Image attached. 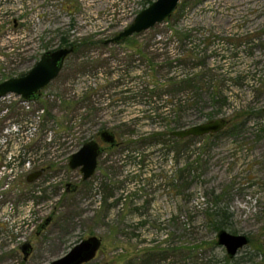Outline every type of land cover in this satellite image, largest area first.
<instances>
[{"label":"rangeland","instance_id":"374dc122","mask_svg":"<svg viewBox=\"0 0 264 264\" xmlns=\"http://www.w3.org/2000/svg\"><path fill=\"white\" fill-rule=\"evenodd\" d=\"M154 1L0 0V80L75 45L41 99L0 98V165L14 166L0 181V264H51L90 236L102 241L90 264H264V0H183L106 43ZM221 118L213 136L167 134ZM105 129L118 146L83 181L70 157ZM218 210L251 239L233 259L217 245Z\"/></svg>","mask_w":264,"mask_h":264},{"label":"water","instance_id":"95a60500","mask_svg":"<svg viewBox=\"0 0 264 264\" xmlns=\"http://www.w3.org/2000/svg\"><path fill=\"white\" fill-rule=\"evenodd\" d=\"M182 0H155L147 8L143 9L133 20V22L115 37L107 40V44H119L122 41L151 30L156 25L169 19L177 9ZM73 49L63 48L56 51L47 52L43 55L39 63L30 70L25 76L9 79L0 84V98L9 93L20 95L26 100H33L39 97V92L44 89L52 80L57 78L67 56ZM228 125L226 119H214L206 123L195 125L187 129H178L170 132V135L177 139H187L190 137L213 136L223 131ZM101 137L109 148H115L118 144L116 135L110 130H103ZM95 140L85 143L80 150L72 154L69 166L75 170L80 168L83 174V180L90 179L98 165V157L104 152ZM43 171H36L27 177V182L32 183L37 180ZM52 217L46 219L44 224L39 228L47 226ZM251 239L247 235H235L226 230L218 233L217 245L226 249L229 259L237 256L240 250L248 246ZM102 245L98 237H90L76 244L65 256L53 261L51 264H85L93 260L97 251ZM24 258L27 259L31 253V245L25 243L22 247Z\"/></svg>","mask_w":264,"mask_h":264},{"label":"flooded vegetation","instance_id":"af4514ba","mask_svg":"<svg viewBox=\"0 0 264 264\" xmlns=\"http://www.w3.org/2000/svg\"><path fill=\"white\" fill-rule=\"evenodd\" d=\"M18 22H19V21L16 20V19L12 22L13 25H14L15 31L17 32L16 34H18L19 31H20L19 23H18ZM115 36H116V35H115ZM115 36H114V37H115ZM110 39H111V38H110ZM66 44H67L66 46L60 47V48H58V49H63V48L73 49V51L67 56V58H68V57H69V56L75 51V47H74L75 45H74L73 43L69 42V41H66ZM58 49H56V50H58ZM56 50H52V51H56ZM52 51H46L45 53H47V52H52ZM45 53H44V54H45ZM44 54H43V55H44ZM43 55L41 56L40 60L42 59ZM21 58H22V57L18 54V52H16V58H15V59H13V57L11 56V59H12L13 61L16 62V66H19V65H20V62H21V60H22ZM67 58H66V60H67ZM40 60H38V61L34 64V66L32 67V69H33V68L39 63ZM66 60H65V61H66ZM64 65H65V63H64ZM64 65H63V68H64ZM63 68L61 69L59 75L61 74ZM32 69H30V70H32ZM30 70H29V71H30ZM29 71H28V72H29ZM28 72H27V73H28ZM27 73H25V74H21L20 76H6V77L2 78V80H0V84L3 83V82H5V81H7V80H9V79L19 78V77L25 76ZM59 75L57 76V78L59 77ZM55 79H56V78H55ZM55 79H54V80H55ZM52 81H53V80H52ZM52 81H51V82H52ZM51 82H50V83H51ZM50 83H49V84H50ZM49 84H48V85H49ZM48 85H47V86H48ZM47 86H46V87H47ZM46 87H45V88H46ZM45 88H44V89H45ZM42 90H43V89H42ZM42 90L39 92V97H38L37 99H33V100H39V99L42 98V97H41V96H42ZM9 94H12V93H9ZM9 94H6L5 96H3V97H1V98H4V99H5ZM13 94H15V93H13ZM18 96H20V95H18ZM20 98H22V101H23V102L32 101V100H26V99H24V98L21 97V96H20ZM107 130H108V129H107ZM102 131H103V130H102ZM102 131H100V132L97 134L96 138H94V139H90L89 141L95 140V141H96L101 147H103V148L105 149L104 152H103V153H105L107 150H110L111 148H109V145L106 144V143H104V141L102 140V137H101V132H102ZM111 132H112V131H111ZM113 133H114V132H113ZM114 134H115V133H114ZM99 140H100L103 144H106L107 147H104V146L101 144V142H100ZM89 141H87V142H89ZM87 142H86V143H87ZM84 144H85V143H84ZM117 146H118V144H117ZM117 146H116V147H117ZM81 148H82V147H81ZM81 148H80V149H81ZM112 149H113V148H112ZM103 153H102V154H103ZM102 154H101V155H102ZM101 155H100V156H101ZM100 156H99V157H100ZM99 157H98V161H99ZM0 160H1V158H0ZM69 162H70V161H69ZM69 167H70V166H69ZM97 168H98V165H97ZM78 169H80V168H78ZM3 170H5L7 173H9V174L11 175V174L13 173V171H12V164H10V163H6L5 166L0 165V181H1V179H2L3 177L8 176L9 179H8V181L5 183V186H8V184H9L8 182H9V180L11 179V178H10L11 176H9V174H5V172H3ZM46 170H47V168L44 167V166H42L41 168L32 171L31 173L36 172V171H43L42 175H41L37 180H35V181L32 182V183H36L37 181H39V180H40V179L46 174ZM72 170H73V169H72ZM80 172H81V169H80ZM96 172H97V169H96L94 175L96 174ZM31 173H29V174L26 176V181H27V177H28ZM81 173H82V172H81ZM94 175H93V176H94ZM93 176H92V177H93ZM92 177H91V178H92ZM91 178H90V179H91ZM82 179H83V174H82ZM88 180H89V179H88ZM83 181H86V180H83ZM32 183H29V184H32ZM68 187H72V185H68ZM45 221H46V220H45ZM45 221H44V222H45ZM51 222H52V218H51L50 223H51ZM50 223H49L47 226H45L43 229H46V228L50 225ZM43 224H44V223H42V224L39 226V228H41V226H42ZM43 229H41V230H43ZM38 230H39V229H38ZM90 237H93V236H90ZM90 237H88V238H90ZM95 237H96V236H95ZM88 238H87V239H88ZM84 240H86V239H84ZM81 241H83V240H81ZM81 241H80V242H81ZM27 243H29V242H27ZM78 243H79V242H78ZM78 243H76V244H78ZM24 244H25V243H24ZM24 244H23V245H24ZM29 244H30V243H29ZM76 244H75V245H76ZM23 245H21V247H20L21 251H22V247H23ZM30 245H31V244H30ZM75 245H74V246H75ZM101 246H102V245H101ZM100 249H101V247H100L99 250L97 251L96 256H97L98 252L100 251ZM31 251H32V246H31ZM240 251H241V250H240ZM96 256H95V258H96ZM95 258H94V259H95ZM94 259H93V260H94ZM93 260H91L90 262L85 263V264H90Z\"/></svg>","mask_w":264,"mask_h":264},{"label":"trees","instance_id":"16d2710c","mask_svg":"<svg viewBox=\"0 0 264 264\" xmlns=\"http://www.w3.org/2000/svg\"><path fill=\"white\" fill-rule=\"evenodd\" d=\"M183 1V0H182ZM153 2H149V5H151ZM175 12V11H174ZM169 20V19H168ZM179 36V35H178ZM131 38H129V40H130ZM66 41L67 40H65V39H63L62 40V46L61 47H63V46H66L67 44H66ZM88 43V42H87ZM87 43H84V44H87ZM100 44H102L101 42H100ZM106 44V43H105ZM133 44H135V42L134 41H132V45ZM81 46H83V45H81ZM81 46H79V48L81 47ZM75 47V46H74ZM168 135L170 134V133H167ZM164 135H166V134H164ZM162 133H156V134H153L152 135V137L151 138H154V139H158V138H160L161 136H164ZM172 140H175V141H182V140H184V139H177V138H171ZM187 139H194V137H190V138H187ZM186 140V139H185ZM227 219V215H226V212L225 211H222V210H218V211H215L214 213H213V217H212V222H213V227H214V229H215V231H221V230H224L223 228H224V226H225V220Z\"/></svg>","mask_w":264,"mask_h":264},{"label":"built area","instance_id":"2783aa9c","mask_svg":"<svg viewBox=\"0 0 264 264\" xmlns=\"http://www.w3.org/2000/svg\"><path fill=\"white\" fill-rule=\"evenodd\" d=\"M35 129H36V124L34 125H32V127H31V129H30V131H29V133H28V135H27V139H29V137H31L33 134H34V132H35ZM13 169H14V166H13V164H12V171H13ZM197 199H198V201H199V197H197ZM200 200H202V201H204V198H202V199H200Z\"/></svg>","mask_w":264,"mask_h":264}]
</instances>
